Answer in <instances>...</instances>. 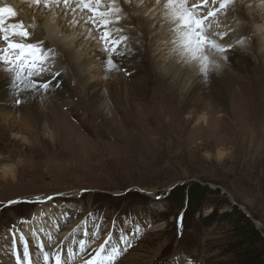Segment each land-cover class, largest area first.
I'll use <instances>...</instances> for the list:
<instances>
[{
  "label": "rangeland",
  "instance_id": "374dc122",
  "mask_svg": "<svg viewBox=\"0 0 264 264\" xmlns=\"http://www.w3.org/2000/svg\"><path fill=\"white\" fill-rule=\"evenodd\" d=\"M134 62L115 72L125 106L102 82L84 87L64 74L58 89L40 93L52 105L32 112L0 79V204L21 201L0 207V264H14V224L34 257L48 236L52 248L74 250L85 239L91 252L111 232L109 247L123 248L121 235L131 243L118 264H264V78L226 63L207 80L174 76L169 63L165 77L138 66L126 76Z\"/></svg>",
  "mask_w": 264,
  "mask_h": 264
},
{
  "label": "snow or ice",
  "instance_id": "6c2138e0",
  "mask_svg": "<svg viewBox=\"0 0 264 264\" xmlns=\"http://www.w3.org/2000/svg\"><path fill=\"white\" fill-rule=\"evenodd\" d=\"M34 2L53 13L52 23H55L57 15H62L65 18L70 17L68 23L72 26L81 23L86 27L90 25L87 27V34L100 44L105 54L103 66L106 71L109 73L123 71L120 58L130 54L126 43L128 37L121 34L122 28L117 27L125 16L121 6L123 0H34ZM155 3L163 10L165 19L170 22V31L174 35L171 41L174 45L172 52L198 61L205 80L209 78L212 66L216 63L212 57L228 61L235 46L243 47L247 42L244 37H240L236 40V45L222 43L228 32L216 30L218 17L231 10L233 0H155ZM15 17L16 12L12 7H0V43L3 44L0 47V69L9 77L8 87L11 89L12 102L20 106L27 102L32 94H39L41 90L48 92L53 87L58 89L61 85L55 84L54 81L61 73L57 71L50 80L47 78L45 73L50 71L49 66L55 61V51L43 41L30 42L32 35L30 26L23 21L11 22ZM18 96L22 98H17ZM52 199L51 196L37 197L26 202L41 204ZM18 203L21 201L9 200L7 204H0V207L8 208ZM96 228V231L91 232L90 238L100 236L101 226L97 225ZM9 231L12 233L10 249L14 264H118V258L131 247L125 235L120 237L123 248L109 247L112 240L111 232L91 252L88 251L85 239H79L78 248L74 250L71 244H65L63 241L56 243L52 248V237L48 236V245L39 243L38 255L34 257L29 242L19 226L14 224ZM75 231L74 228L72 232ZM136 231L139 232V227ZM31 235L35 237L36 232L32 231ZM84 235L89 236V232H85ZM67 239L65 237V240ZM50 248L52 250H49Z\"/></svg>",
  "mask_w": 264,
  "mask_h": 264
},
{
  "label": "bare ground",
  "instance_id": "6f19581e",
  "mask_svg": "<svg viewBox=\"0 0 264 264\" xmlns=\"http://www.w3.org/2000/svg\"><path fill=\"white\" fill-rule=\"evenodd\" d=\"M3 6H10L16 12V17L11 22L23 21L30 26L29 30L32 33L30 42L43 41L46 46L51 47L55 51V61L49 66L48 78L51 79L53 74L59 71L61 76L67 74L69 79L74 77L73 80H77L76 82L78 83L83 80L84 85L86 84L84 87L88 86L91 88L94 84L98 86L102 82L104 87L111 93L113 101H116L115 103L121 101L123 106H125L123 97L122 95L120 96L119 87H123L121 91L126 95V86L122 84L123 81H115L124 79V76L119 77L118 75L115 77L116 71L110 73L106 71L103 66L105 54L101 50L100 44L87 34V27H90V25L86 27L81 23L72 26L68 23L70 17L65 18L62 15H57L55 23H52L51 17L53 13L43 8L42 5L37 6L34 0H0V7ZM121 6L125 16L117 27L122 28L123 32L121 34L128 37L126 43L130 54L120 58V64L123 67L125 66L123 62L130 59L136 62L135 65L129 64L124 69L126 76L132 77L130 73L138 66L142 73L144 71L150 73L154 67L161 68L159 75L165 77L167 76L165 63H169L174 68L172 70L174 76L177 74L178 77L181 73L187 72L200 75V63L198 61L191 60L187 56L181 57L177 53L172 52L174 45L171 41L174 39V35L170 31V22L165 19L163 10L156 5L155 0H123ZM216 23L218 24L217 31L228 32L227 37L225 36L224 40L221 41L222 43L236 45V40L240 37H244L247 42L243 47L236 45L228 61L221 60L219 57H212V59L222 63V65L226 63L238 66V69H243L242 72L246 71L250 75H258L257 79L258 77L259 79L264 78V2L262 0H233L231 10L226 14H221ZM249 39L251 40L250 43H248ZM2 46L3 44L0 43V47ZM249 50L256 54L255 57L258 64L255 63L253 56L248 54L247 51ZM249 64L254 65L252 71L250 68H248L249 70L246 69ZM225 72L226 69L215 70L212 67L210 74L222 76ZM60 77L56 80L60 79ZM0 79H5L7 83L9 82V77L4 74L3 69H0ZM56 80L54 81L55 84H57ZM40 93L48 95V92L43 90ZM43 97L39 101L38 96H35V94L30 95L27 102L23 103L24 108L32 106L31 111L33 112L38 104L46 107L52 105V100L49 97L44 99ZM97 103L99 105L96 110L99 115L100 112L105 110V105H103V102L98 101ZM118 109L123 108L120 107ZM138 111L137 114L142 113V110ZM5 117L2 115L1 120H4ZM146 120L150 123L151 119ZM132 122V120L128 119L121 123L127 127ZM24 129L27 131L26 127ZM3 174H6V172ZM67 227L71 228L73 226Z\"/></svg>",
  "mask_w": 264,
  "mask_h": 264
},
{
  "label": "clouds",
  "instance_id": "9594fccd",
  "mask_svg": "<svg viewBox=\"0 0 264 264\" xmlns=\"http://www.w3.org/2000/svg\"><path fill=\"white\" fill-rule=\"evenodd\" d=\"M212 67L215 70H219L222 68V65L218 61H216V63ZM6 167H8V166H6Z\"/></svg>",
  "mask_w": 264,
  "mask_h": 264
},
{
  "label": "trees",
  "instance_id": "16d2710c",
  "mask_svg": "<svg viewBox=\"0 0 264 264\" xmlns=\"http://www.w3.org/2000/svg\"><path fill=\"white\" fill-rule=\"evenodd\" d=\"M242 218H244V215H242ZM253 231L256 232V233H258L255 229H253ZM253 231H252V232H253Z\"/></svg>",
  "mask_w": 264,
  "mask_h": 264
}]
</instances>
